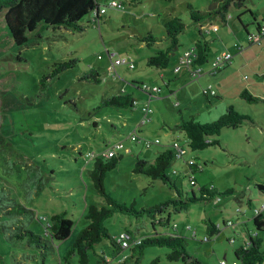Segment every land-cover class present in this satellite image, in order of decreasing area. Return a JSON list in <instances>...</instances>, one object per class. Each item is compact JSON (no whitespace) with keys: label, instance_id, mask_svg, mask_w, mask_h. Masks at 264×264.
Listing matches in <instances>:
<instances>
[{"label":"rangeland","instance_id":"obj_1","mask_svg":"<svg viewBox=\"0 0 264 264\" xmlns=\"http://www.w3.org/2000/svg\"><path fill=\"white\" fill-rule=\"evenodd\" d=\"M98 1L106 13L101 20L95 19V12L87 16L82 22L86 26L84 32L49 31L43 37H31L23 47L15 45L0 23V98L6 106L0 130V263L33 264L35 258L40 260L35 250L7 240L13 233L7 232L5 226L9 213L45 237L48 220L66 212L74 223L72 234L56 245L46 264H78L76 257L69 262L64 260L67 253L63 245L69 242L72 245L78 233L89 225L88 205H106L93 191L90 172L95 164L91 153H100L107 145L119 141L125 144L119 153L123 160L106 179V189L114 199L128 206L135 204L139 210L177 200L175 190L161 181L153 182L147 176L134 174L133 168L139 157L154 160L163 147L179 141L188 152L186 158L194 157L203 165V171L196 174L200 184L216 187L221 193L234 191L214 201L198 202L182 213H173L169 226L156 224L154 228L159 234L174 233L176 228L188 240L189 255L202 264H240L235 252L245 246L248 232L255 234L256 211L264 215V209L259 207L263 203L259 197H264V191L260 193L257 188L264 185V102L250 104L240 97L247 89L253 96L264 99V38L249 45L238 19L242 11L236 9L231 10L227 23L214 17L195 25L189 6L206 12L216 0H142L137 5L116 0L125 4L120 9L108 6L113 0ZM249 8L264 24V0H250ZM174 17H180L186 24L179 36L181 45L171 56L167 69L147 68L145 61L149 57L169 47L164 24ZM242 20L253 33L251 16L245 15ZM199 30L211 31L205 36L211 46V61L202 68L200 77L191 78L190 72L182 76L176 67L181 66L180 58L203 40ZM149 34L158 39L151 47L142 41ZM235 44L244 51L234 48ZM225 53L233 55L232 63L222 66L216 77L207 76L212 61ZM111 55L114 62L120 57L128 58L135 69L123 64L112 68ZM71 59H80V63L51 85L52 81H46L48 89L42 93V78L51 74L56 63ZM89 66L100 69L103 78L100 85L76 81V74ZM134 82L157 86L160 92L149 101V94L138 90ZM211 87L216 94L205 95ZM123 89L150 105L153 122L140 127L139 113L120 116L112 108H99L104 100ZM230 105L251 116L256 124L246 122L236 130L224 129L215 137L221 146L191 151L185 144V136L176 129L181 114L185 119L193 116L195 121L207 124L218 120ZM133 134L141 139L139 143L129 138ZM145 140H159L161 144L147 149ZM174 170L179 172L172 174L179 186L190 191L188 169L182 160L174 161ZM249 199L255 202V208L247 203ZM205 221L221 228L209 240L206 236L210 225ZM229 222L233 225L228 226ZM106 226L113 238L125 230L142 238L155 233L146 217L116 214L106 221ZM168 251L166 247H147L140 264H194V259L186 263L170 262L166 258ZM103 253L108 261L117 263L130 256L131 249L117 254L111 241L103 240L90 252L89 264H103L99 261Z\"/></svg>","mask_w":264,"mask_h":264},{"label":"trees","instance_id":"obj_2","mask_svg":"<svg viewBox=\"0 0 264 264\" xmlns=\"http://www.w3.org/2000/svg\"><path fill=\"white\" fill-rule=\"evenodd\" d=\"M126 1L132 5H137L142 2V0ZM121 4L124 8V2H121ZM249 4L250 0H216L215 5L206 12L194 10L191 6H189V8L191 10V19L197 26L214 17H220L227 23L231 17L230 12L232 9L242 11L238 19L248 36L249 45H254L255 43L252 42L249 37L251 34L249 26L243 23L242 17L245 15L251 16L255 26L254 33L260 37V40L264 38V33L262 32L263 23L259 22L258 15L249 8ZM100 8L98 0H0V23L8 31L15 45L23 47L27 45L31 37H43L42 35L49 31L84 32L86 26L82 25L83 20L92 12H99ZM101 18V15H96L95 17L96 20H101ZM164 28L165 39L170 42V45L167 50L149 57L145 61L147 68H168L171 56L181 45L179 36L185 31L186 24L180 17H174L165 22ZM199 31L204 38L203 40H199L190 50L192 59L189 72L191 73V78H195L193 77V72H195L196 69L203 68L211 61V46L205 38L206 34H211V31L208 33L202 32V30ZM142 41L147 42L148 46L151 47V43H156L158 39L152 34H149L147 37L143 38ZM243 49L244 48H241V50ZM215 56H217V54H215ZM79 63L80 59H71L69 62L56 63L51 74L44 76L40 81L43 87L42 93L48 89V84L45 83L46 81H52L49 84L51 85L61 74L67 70L75 69ZM220 71L221 69L215 72V74L207 73V75L216 77ZM76 81L100 85L103 81L102 73L99 68L89 66L85 71L76 74ZM134 84L140 89H142L143 85H151L142 82H134ZM148 94L152 96V99L155 98V94ZM205 95H208V92H205ZM38 97L40 98L41 95L39 94ZM240 97L250 104L264 102L263 98L253 96L247 89L241 93ZM152 99H149V101ZM135 100L143 104L135 98L134 94L128 91H122L120 94L104 100L99 108H112L119 113L120 116H129L139 113L143 118L142 105L136 107L134 105ZM5 107V102H3L2 114L4 113ZM150 119L152 121V117H150ZM246 122L256 124V121L253 120L251 116L241 114L234 105H230L226 113L212 123L202 124L195 121V118L191 116L188 119H184L181 125L176 128L184 133L186 146L191 151L198 152L205 151L211 147L221 146V141L217 140L215 137L220 136L224 129L236 130L242 128L243 124ZM94 125L97 126V123ZM1 137L2 135H0V139ZM111 146L112 145H107L105 150ZM105 150H101L100 153H103ZM100 153L97 154L99 155ZM119 153L110 159H106L103 156L94 158L95 164L90 172L93 191L106 201V205H88L86 218L89 221V225L78 233L73 244L66 252L67 254L64 260L69 262L71 257H76L78 264H89L90 252L94 251L95 247L103 240H110L117 254L126 249H131V254L117 263L107 261L103 254L99 259L100 263L140 264L144 258L147 247H166L169 250L166 258L170 262L183 261L186 263L194 259V264H202L189 255L187 252L188 240L178 234L176 228H174V233L159 234L154 227L156 224L162 227L169 226L173 213L179 214L187 211L190 206L198 202L214 201L220 196L232 194L234 190L221 193L216 187L200 184L196 178V174L203 171V165L198 162V159L192 157L181 159L183 161V166L188 169L187 178L191 184V190L185 191L172 176V174H179L176 170L172 171L173 163L178 159L176 157V152L168 146L164 148L154 160L138 158L133 168V173L147 176L153 182H163L170 189L175 190L178 199L150 208H141L139 210L135 207V204L128 206L127 204L118 202L106 189L107 175L113 171L124 158V156ZM192 182H194V184H192ZM257 188L264 191V185L257 186ZM25 211L27 212L28 210ZM116 214H123L137 219L146 217L153 225L155 233L147 238H142L134 236L130 230H125L121 232L119 236L122 233H127L131 235L132 241L129 247L123 248L122 244L118 241L119 236L118 238L111 237L109 229L106 226V221ZM8 216H10V218L7 219L5 226L7 232L13 231V233L10 232L12 235L9 233L10 237L7 238V240L15 244H25L28 249L35 250L36 254L40 256V260L35 258L33 264H46L49 254L54 252L57 244L65 242L71 236L74 227L73 221L68 218L66 212L55 214L48 220L47 225H45L47 236L44 237L36 234L25 225L15 220V215L9 213ZM205 223L210 225L207 230V240L220 233L221 228H219V226H216L211 221L210 223L205 221ZM253 223L255 226L254 236L250 238V242L247 243L246 246L237 249L235 252L236 260L240 264H264V215L262 212L256 214L253 218ZM158 261L159 260H156V262Z\"/></svg>","mask_w":264,"mask_h":264},{"label":"built area","instance_id":"obj_3","mask_svg":"<svg viewBox=\"0 0 264 264\" xmlns=\"http://www.w3.org/2000/svg\"><path fill=\"white\" fill-rule=\"evenodd\" d=\"M108 6L110 8H114V9H120L123 8L121 3H118L116 0L111 1ZM106 13L105 9L100 8L99 12H95V15H104ZM214 31H217V28H214ZM262 32L264 33V24L262 26ZM250 40L254 43H259L260 37L257 36L254 32L250 34ZM234 47L237 50L241 51V46L235 44ZM113 56H110L111 59V63H112V68H115L116 65H129V69L133 70L135 69V65L133 63H130L128 58L126 57H120L117 61H113ZM191 52L189 51L188 53H186L184 55V57H182L180 59V64L181 66L179 67L181 68H185V69H189V66L191 64ZM233 60V55L231 53H225L222 57H216V59H214V61H212L211 64V68L209 69V71L207 73H211V74H215V72L219 71L221 69L222 66L226 65V64H231ZM179 70V69H178ZM190 71V69H189ZM203 73L202 68L201 69H196L195 72H193V77L198 78L201 76V74ZM142 89L147 92V93H157L158 89L156 87H153L151 85H143ZM205 92H210L212 95H215V91L212 88H209L208 91ZM150 99H152V96H150ZM134 105L140 106L142 105V112H143V118L140 122V126H146L147 124L150 123L151 119H150V114L152 113V110L150 109V105L147 104H140L137 100H135ZM129 138L133 141V142H140L141 139L138 138V136H136L135 134L129 136ZM144 144L146 146L147 149L151 148L153 145H160V141L156 140L155 142H150V141H144ZM175 152H176V157L178 160L184 159L186 158L187 155V150L183 148V146H181L179 144V142H175L173 146H170ZM125 149V145L123 142L119 141L117 143L112 144V146L110 148H108L107 150H105L103 153H100L99 155L97 153H91V157L95 158L97 156H103L106 159H110L115 157L119 152L123 151ZM192 184H194V182H192ZM261 209H264V202L261 204ZM259 211H256V214ZM233 225L232 222L228 223V226ZM119 243L122 244L123 248H127L130 246V243L132 241V237L131 235L127 234V233H122L119 236L118 239ZM139 242V241H138ZM222 264H225L224 262Z\"/></svg>","mask_w":264,"mask_h":264},{"label":"crops","instance_id":"obj_4","mask_svg":"<svg viewBox=\"0 0 264 264\" xmlns=\"http://www.w3.org/2000/svg\"><path fill=\"white\" fill-rule=\"evenodd\" d=\"M235 48V47H234ZM242 51H244V49L242 50ZM216 54H217V52H216ZM181 59V58H180ZM246 67V66H245ZM179 69V70H178ZM176 72L177 73H183V75L182 76H185V74H187V73H189V70H187V69H185V68H179V65L176 67ZM207 76H209V75H207ZM211 77V76H210ZM162 78H163V80H164V78L165 77H163L162 76ZM212 78H214V77H212ZM166 81V80H165ZM168 81V80H167ZM170 82V81H169ZM167 85L168 86H170L171 87V85L169 84V83H167ZM154 86V85H153ZM154 87H156L157 89H158V92L157 93H159L160 92V88H158L157 86H154ZM138 90H141L140 88H137ZM122 91H127V90H125V89H123ZM142 91V90H141ZM134 96H135V98L136 99H140L138 96H136L135 94H134ZM149 99H150V96H149ZM141 103H143V102H141ZM185 118H184V116H183V114H181V121H180V124L179 123H177V125H181V122L184 120ZM151 122H153V118H152V121ZM176 127H178V126H176ZM177 129V128H176ZM179 130V129H178ZM180 131V130H179ZM181 132V131H180ZM182 134L184 135V133L182 132ZM185 136V135H184ZM123 140V139H122ZM173 141H175V140H173ZM124 142V141H123ZM175 142H177V141H175ZM174 142V143H175ZM179 142V141H178ZM138 143V142H137ZM112 145V144H111ZM125 145V144H124ZM166 147H168V146H165V147H163L161 150H160V152L161 151H163L164 150V148H166ZM170 147V146H169ZM159 152V153H160ZM158 153V154H159ZM137 157H139V156H137ZM150 157V156H149ZM140 158V157H139ZM146 160H152V158H145ZM259 191H260V193H263V191H261V189L259 188ZM264 194V193H263ZM259 200L262 202H264V197L263 196H260L259 197ZM249 205H250V207H252L253 206V208H255V202L252 200V199H249L248 200V202H247ZM261 205V204H260ZM260 207V206H259ZM258 207V208H259ZM249 233V238H248V240H247V242H246V244L247 243H249L250 242V238L252 237V236H254V235H251L250 234V232H248ZM132 234L134 235V236H138V237H141V236H139L138 234H136V233H134L133 231H132ZM246 244H245V246H246ZM71 244H70V242L69 243H66L65 245H63V246H65V252H67L68 251V249L71 247L70 246ZM242 247H244V246H242ZM62 248V247H61ZM59 250H60V248H59ZM59 253H61V251H59ZM104 254V253H103ZM106 258V257H105ZM107 261H108V259H107Z\"/></svg>","mask_w":264,"mask_h":264},{"label":"water","instance_id":"obj_5","mask_svg":"<svg viewBox=\"0 0 264 264\" xmlns=\"http://www.w3.org/2000/svg\"><path fill=\"white\" fill-rule=\"evenodd\" d=\"M2 123H3L2 101H1V98H0V130H1V127H2Z\"/></svg>","mask_w":264,"mask_h":264}]
</instances>
